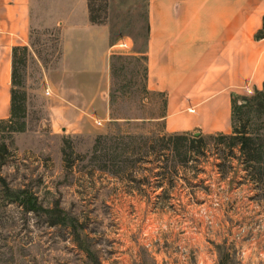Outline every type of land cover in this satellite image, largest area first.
Returning <instances> with one entry per match:
<instances>
[{
	"label": "rangeland",
	"instance_id": "1",
	"mask_svg": "<svg viewBox=\"0 0 264 264\" xmlns=\"http://www.w3.org/2000/svg\"><path fill=\"white\" fill-rule=\"evenodd\" d=\"M146 2L88 0L107 30L99 63L55 20L19 45L21 109L0 120V264H264V153L252 169L199 132L203 155L158 156L171 132L166 93L147 85ZM119 38L132 45L112 52ZM263 104L234 101L232 129L264 136Z\"/></svg>",
	"mask_w": 264,
	"mask_h": 264
},
{
	"label": "crops",
	"instance_id": "2",
	"mask_svg": "<svg viewBox=\"0 0 264 264\" xmlns=\"http://www.w3.org/2000/svg\"><path fill=\"white\" fill-rule=\"evenodd\" d=\"M146 14L147 85L166 93V131L231 133L234 100L264 89V0H147ZM45 20L85 32V59L104 57L107 30L90 22L88 0H0V120L10 116L12 49Z\"/></svg>",
	"mask_w": 264,
	"mask_h": 264
},
{
	"label": "trees",
	"instance_id": "3",
	"mask_svg": "<svg viewBox=\"0 0 264 264\" xmlns=\"http://www.w3.org/2000/svg\"><path fill=\"white\" fill-rule=\"evenodd\" d=\"M90 20L95 22L92 16H90ZM18 48L19 46H15L12 49L13 68L10 106L11 118L17 117L19 114L18 112L21 109V105L18 103L19 93L15 88V56ZM254 92H256L259 96L264 97V89L256 90ZM215 137L220 141H227V148L237 147L242 162L245 163L247 167L252 169L255 168V163L261 159L264 153V136H251L243 130L239 131L233 129L232 134L218 133ZM155 141L158 142L160 146V153L158 156L165 155V157H176L179 159V161H188V158H190L192 155H203L205 151L203 137L200 133H193L192 135H190L188 132L162 134L159 135ZM156 155L157 154H155V156ZM261 175H263V177ZM253 179L255 182H260L262 185H264V173L262 174L260 171H255L253 174Z\"/></svg>",
	"mask_w": 264,
	"mask_h": 264
},
{
	"label": "built area",
	"instance_id": "4",
	"mask_svg": "<svg viewBox=\"0 0 264 264\" xmlns=\"http://www.w3.org/2000/svg\"><path fill=\"white\" fill-rule=\"evenodd\" d=\"M130 47H131V43L129 40L125 38H119L110 46L109 50H111L112 52H120V51L129 49ZM246 90H247V93L252 92V90L250 89H246ZM45 91L46 93H49V88H46ZM96 123L101 124V121L96 119Z\"/></svg>",
	"mask_w": 264,
	"mask_h": 264
},
{
	"label": "water",
	"instance_id": "5",
	"mask_svg": "<svg viewBox=\"0 0 264 264\" xmlns=\"http://www.w3.org/2000/svg\"><path fill=\"white\" fill-rule=\"evenodd\" d=\"M197 134V133H196Z\"/></svg>",
	"mask_w": 264,
	"mask_h": 264
}]
</instances>
